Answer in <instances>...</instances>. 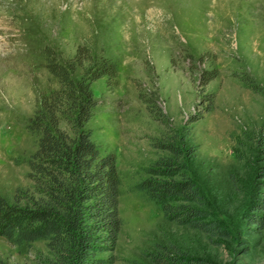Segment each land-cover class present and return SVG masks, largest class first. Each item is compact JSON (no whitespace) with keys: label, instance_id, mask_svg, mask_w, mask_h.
<instances>
[{"label":"rangeland","instance_id":"obj_1","mask_svg":"<svg viewBox=\"0 0 264 264\" xmlns=\"http://www.w3.org/2000/svg\"><path fill=\"white\" fill-rule=\"evenodd\" d=\"M81 46L118 68L113 89L105 77L91 83L85 124L121 177L116 246L97 256L155 264L149 254L160 245L214 264H264V228L248 218L264 193V0H0V194L9 200L29 184L36 97L56 87L43 52L65 62ZM204 70L217 76L204 83ZM163 136L183 146L187 174L223 234L167 221L133 190L167 154L151 146ZM0 260L54 264L45 241L16 246L1 236Z\"/></svg>","mask_w":264,"mask_h":264},{"label":"trees","instance_id":"obj_2","mask_svg":"<svg viewBox=\"0 0 264 264\" xmlns=\"http://www.w3.org/2000/svg\"><path fill=\"white\" fill-rule=\"evenodd\" d=\"M43 55L56 87L36 97L27 120V131L36 136V149L25 160L29 184L17 187L11 200L0 194V236L16 246L45 241L54 264H112L113 255L97 254L112 252L116 246L122 224L118 211L121 177L114 156L100 154L85 124L95 104L91 83L105 77L113 89L118 68L111 58L96 57L84 46L65 62L48 50ZM77 70L79 78L73 76ZM202 75L206 83L217 71L204 70ZM164 137L151 141V146L167 154L144 169L145 176L134 183L133 190L154 203L167 221L207 234H223L187 174L183 146ZM259 176L264 182V166ZM252 202L248 218L264 228V193ZM155 246L149 254L155 264H214ZM0 264L5 263L0 260Z\"/></svg>","mask_w":264,"mask_h":264}]
</instances>
